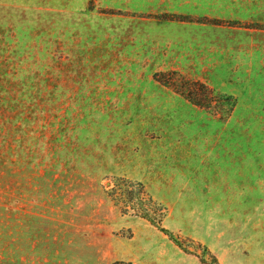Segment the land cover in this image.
I'll return each mask as SVG.
<instances>
[{"label":"rangeland","instance_id":"rangeland-1","mask_svg":"<svg viewBox=\"0 0 264 264\" xmlns=\"http://www.w3.org/2000/svg\"><path fill=\"white\" fill-rule=\"evenodd\" d=\"M57 6L0 0V264H264V0H161L141 58Z\"/></svg>","mask_w":264,"mask_h":264},{"label":"crops","instance_id":"crops-1","mask_svg":"<svg viewBox=\"0 0 264 264\" xmlns=\"http://www.w3.org/2000/svg\"><path fill=\"white\" fill-rule=\"evenodd\" d=\"M160 1L57 0V7L63 9L66 16L73 15L72 23L68 20L64 24L71 26L65 31L72 35L70 43L73 49L76 46L75 41H78L76 36L87 30L94 40L105 41L104 49L108 52L107 55L141 58L145 50H150L153 55L161 50V55L166 53L168 56L174 49L173 37H160L152 27L146 30V9L159 7L157 5Z\"/></svg>","mask_w":264,"mask_h":264},{"label":"trees","instance_id":"trees-1","mask_svg":"<svg viewBox=\"0 0 264 264\" xmlns=\"http://www.w3.org/2000/svg\"><path fill=\"white\" fill-rule=\"evenodd\" d=\"M123 200H120V202H122ZM132 206V209H136L137 210V208L134 206V205H131ZM131 206H126V207H131ZM145 217V216H144Z\"/></svg>","mask_w":264,"mask_h":264}]
</instances>
